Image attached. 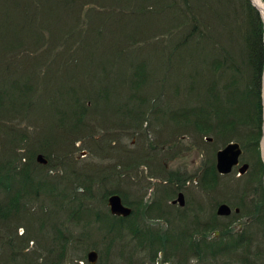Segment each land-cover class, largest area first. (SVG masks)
Here are the masks:
<instances>
[{
	"label": "rangeland",
	"instance_id": "1",
	"mask_svg": "<svg viewBox=\"0 0 264 264\" xmlns=\"http://www.w3.org/2000/svg\"><path fill=\"white\" fill-rule=\"evenodd\" d=\"M82 1L62 8L55 23L65 30L53 41L30 33L17 53L0 52V88L9 94L7 112L0 113V165L6 174L26 169L30 175L23 179L19 212L0 218V264H92L91 251L98 255L95 264H264V220L249 214L260 184L256 156L242 144L240 127L221 135L194 124L197 119L207 127V112L199 109L210 106V83L201 59L191 58L195 41L175 0ZM221 1L237 35L234 26L245 19L243 0ZM10 5L0 0V12ZM6 17L15 24L21 20L15 13ZM259 17L264 44L260 11ZM5 35L0 47L10 39ZM74 54L82 66L66 61ZM10 62L19 70L8 76ZM238 63L244 83L247 67ZM221 77L218 82H228L227 75ZM261 84L263 104L264 66ZM20 91L27 93L25 103L16 100ZM74 97L83 118L81 128L68 133L59 125L60 110L75 124L74 110L66 109ZM231 141L244 145V153L232 173L223 175L216 168L217 151ZM242 163L249 168L239 176ZM213 165L218 185L205 186L202 174ZM261 180L264 187V170ZM12 193L0 182V205ZM179 193L183 205L176 201ZM113 194L132 209L129 216L112 214ZM221 203L240 212L218 216ZM215 222L218 227L207 229ZM224 226L231 234L246 227L247 236L214 256L205 245L224 238Z\"/></svg>",
	"mask_w": 264,
	"mask_h": 264
},
{
	"label": "trees",
	"instance_id": "2",
	"mask_svg": "<svg viewBox=\"0 0 264 264\" xmlns=\"http://www.w3.org/2000/svg\"><path fill=\"white\" fill-rule=\"evenodd\" d=\"M199 1L203 3V6L198 4ZM66 2H68V4ZM73 2H75V0H65L62 3L60 0H11L9 9L6 10L4 14H2L3 11L0 12V15H3L0 17V30L2 29L0 34L3 31L4 34L6 33V37H10L7 41L8 43L0 47L1 54L6 50H9L10 53H17L18 50H16V47H21L24 43V39L30 33V35L41 36V41H53L54 34L60 33L61 30H65L63 28L64 25L55 23L57 19L62 18V13H65L62 8L67 10L69 5L70 8H73V6H75ZM82 2L87 1L85 0ZM174 3L177 6L176 11L180 13V17L182 18L181 22H184V24L189 27V35L192 40L194 39L195 41L194 47L192 48L194 54H192L191 58L194 59L196 57L197 59H201L199 63L202 64L203 72L207 73V81L210 83L208 87L206 86V95L209 97L208 99L211 107L208 105L206 111L203 110L204 108L202 106L199 109L204 113L207 112V127L202 126L197 119L194 120V122L196 121L194 124L200 131L206 132L207 134L212 131L221 135L226 133L235 134L239 127L243 129L245 135H243V137L239 136L243 142L242 144L245 145L247 150L250 149L254 153L259 166L258 179L260 184H258L256 196L252 200V210L249 214L259 219L260 222H263L264 187L261 177L263 175L264 164L261 160L260 140L262 137L263 121L261 75L264 66V44L263 25L260 21L259 11L252 5L250 0L242 1L244 9L242 8L240 10L242 14L245 15V19L244 22L240 21L242 24L240 27L235 28L234 23L232 24L235 30L238 29V34L236 35L232 33L233 30L231 31L233 27L229 24L230 21L226 14L228 12H225L223 8L226 4L221 0H175ZM230 4L232 5L231 1ZM8 12L15 13L21 20L16 22V24L15 22H10L11 20H8L6 17ZM233 15L231 16L232 18H230L232 22ZM253 19L254 22H257L256 27H252ZM226 20L228 24L225 22ZM53 23L55 24L53 25ZM183 27L184 26H180L178 30H183ZM245 27H247V30H245ZM7 30H10L11 35L8 34ZM47 30L51 31L50 35L45 32ZM185 40H187V38ZM48 45L49 44L46 46L48 47ZM232 45H234V49ZM179 49L182 50L181 48ZM92 51L93 50H90L89 52L91 53ZM75 57V54L71 59L67 57L66 61L70 62L73 60L72 63H74V67H77L81 65V61L79 57H76L77 59ZM238 59L245 63L247 67V79L244 83H242L240 79L243 65L238 63ZM190 62L197 65L194 61ZM131 66L133 65L131 64ZM65 67L67 68L68 64H65ZM18 70L19 67H16L14 62L13 64L10 62L9 65L4 68L8 76H11L10 73L16 74ZM223 73L227 75L229 80L227 83L221 84L218 82V78H222L221 75ZM200 81L201 83L206 82L203 74L201 75ZM4 93L5 91L0 88L1 114H3L4 111L7 112L5 100L9 94L5 95ZM15 97H17L16 100L19 99L23 102L28 101L26 91H20L19 94H15ZM78 102L79 100L74 97L73 102L70 100L68 108L66 107L67 110H74L73 116L77 118L75 124L74 122L66 120L70 113H64L65 110H60V112L63 113H60L61 119L59 120V125H64L63 129L68 133H74V131H78L81 128L80 123L83 114H79L77 109H75L77 108L76 105ZM29 105H31V103H29ZM53 105L55 104H50V109ZM78 127L79 129H77ZM9 172L8 170L7 174L4 173L3 166L0 165V182L5 188L13 190L7 204L0 205V218H9L19 212L18 202L21 198V188L23 183L26 182V180L23 179H30V175L26 169L19 175L17 172L14 174L13 172ZM17 175L20 176V178ZM218 176L219 174L213 165V167L209 166L204 170L201 179L204 181L205 186L216 187L218 185ZM16 177L19 181V185H16ZM237 205L242 206V203H238ZM216 227H218V225L215 222L212 227L207 229ZM245 229L247 228L245 227L240 233L231 234L229 233V228L225 226L222 227L221 232L227 235L220 240H214L213 244L205 245V250L210 251L214 256L217 254H226V252H228L226 249L229 246L234 247L235 244L239 245L246 239L247 234ZM199 230L200 229H198V231ZM197 253V256L201 257L203 254L202 248H200Z\"/></svg>",
	"mask_w": 264,
	"mask_h": 264
},
{
	"label": "water",
	"instance_id": "3",
	"mask_svg": "<svg viewBox=\"0 0 264 264\" xmlns=\"http://www.w3.org/2000/svg\"><path fill=\"white\" fill-rule=\"evenodd\" d=\"M254 4V3H253ZM244 150L239 142L231 141L225 147L217 151L216 158V168L219 173L225 175L230 174L233 168L240 163V156L243 154ZM39 162L46 164L48 162L47 158L43 154L37 156ZM249 164L243 163L239 167L240 175L245 174L248 171ZM177 201V200H176ZM178 201L180 204H184V195L179 194ZM108 204L110 206L112 214L119 216H129L132 212V209L124 205L122 198L119 194H113L108 199ZM235 212H240V208H235ZM232 213V207L227 203H221L217 208V214L223 216H229ZM97 252L91 251L88 254L89 261L92 264H95L97 261Z\"/></svg>",
	"mask_w": 264,
	"mask_h": 264
},
{
	"label": "bare ground",
	"instance_id": "4",
	"mask_svg": "<svg viewBox=\"0 0 264 264\" xmlns=\"http://www.w3.org/2000/svg\"><path fill=\"white\" fill-rule=\"evenodd\" d=\"M252 2L256 5L257 9L260 11L262 17L264 18V1L263 0H252ZM264 106V103H263ZM264 118V114H263ZM261 153L264 158V122H263V136L261 138Z\"/></svg>",
	"mask_w": 264,
	"mask_h": 264
}]
</instances>
